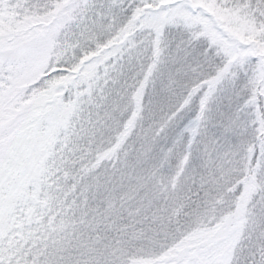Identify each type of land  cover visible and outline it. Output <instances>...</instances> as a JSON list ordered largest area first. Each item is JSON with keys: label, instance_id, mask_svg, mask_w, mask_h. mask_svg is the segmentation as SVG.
I'll use <instances>...</instances> for the list:
<instances>
[{"label": "snow or ice", "instance_id": "snow-or-ice-1", "mask_svg": "<svg viewBox=\"0 0 264 264\" xmlns=\"http://www.w3.org/2000/svg\"><path fill=\"white\" fill-rule=\"evenodd\" d=\"M0 264H264V0H0Z\"/></svg>", "mask_w": 264, "mask_h": 264}]
</instances>
